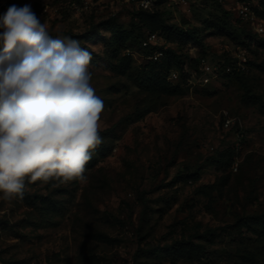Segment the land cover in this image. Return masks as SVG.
Masks as SVG:
<instances>
[{
	"label": "rangeland",
	"instance_id": "obj_1",
	"mask_svg": "<svg viewBox=\"0 0 264 264\" xmlns=\"http://www.w3.org/2000/svg\"><path fill=\"white\" fill-rule=\"evenodd\" d=\"M185 1L157 6L160 26L195 38L168 41L158 32L162 48L147 38L114 47L104 30L84 38L111 17L128 31L139 25L118 3L91 18L65 0H0V15L30 4L53 38L87 48L91 85L104 102L86 181L25 178L23 199L0 193V264H264V7ZM243 5L254 22L240 17ZM241 56L248 71L233 77L226 69ZM168 60L180 80L163 72ZM202 61L220 67L210 83ZM157 71L182 93L147 92L132 80Z\"/></svg>",
	"mask_w": 264,
	"mask_h": 264
},
{
	"label": "clouds",
	"instance_id": "obj_2",
	"mask_svg": "<svg viewBox=\"0 0 264 264\" xmlns=\"http://www.w3.org/2000/svg\"><path fill=\"white\" fill-rule=\"evenodd\" d=\"M142 6L149 4L142 0ZM91 53L53 38L30 4L0 15V193L23 199L30 182L86 181L100 144L103 100L91 85Z\"/></svg>",
	"mask_w": 264,
	"mask_h": 264
},
{
	"label": "trees",
	"instance_id": "obj_3",
	"mask_svg": "<svg viewBox=\"0 0 264 264\" xmlns=\"http://www.w3.org/2000/svg\"><path fill=\"white\" fill-rule=\"evenodd\" d=\"M261 2H262L263 7H264V0H261ZM159 5H160V3H159ZM98 14L99 13H92V14H90V17L94 18ZM131 14L134 16H137L139 18V20H138L139 25H136V28L132 27V29L128 31L122 27V25L117 21L116 17H111L106 22L99 25V27H95L93 32H90L84 38H91V39L97 38L98 36H100L101 32H103V30H104L110 34V36L108 37V39L105 42H107V41H108V43L113 42L112 44L114 47H116L118 45L120 47L121 45L126 44L130 40L136 41L140 38L139 40L142 41V40H144V38L148 39V36L150 34H155L158 32L164 33L166 35V38L168 41H172L173 38L176 36H183L186 39L195 38V32L184 31V30L176 27L175 25H172V26H168V25L165 26L164 25L163 27L160 26L162 23L161 21L164 22V20H165L164 19L165 14H164V12H161L159 9H157L153 12L134 11ZM140 24H142V25H140ZM142 27L147 28V30H148L147 35H145V33L141 32ZM102 38H105V37L103 36ZM250 42H251V40H250ZM166 55H168V53ZM128 59H129L128 57H125L123 59V62H126ZM123 65H128V63L126 62ZM249 65L250 66H256L252 63H249ZM174 66H173V64H171V61L168 60V65H167L165 71H163V72L168 73L170 71V74L173 71L180 72V70L177 68H174ZM151 67H152V70L156 69V67H154V65L153 66L151 65ZM123 68L125 70L122 71V74H129L130 71H127L128 67L124 66ZM145 69L148 70L147 66L145 67ZM148 71L153 72L150 70H148ZM163 72L157 71L151 75L144 73V76L142 78L133 77L132 80L138 88L143 89L144 91H147V92L156 91V90H160V91L166 90V94H168L170 96L180 95L182 93V89H181L182 85H180L181 83H179L178 85H175L173 87L170 85H164L162 83L163 80L160 79ZM244 76H245V74H242V73H235L233 75V77H244ZM262 227H264V223L259 222V228H262ZM184 245H185L184 243L181 244L182 249H183V247H186Z\"/></svg>",
	"mask_w": 264,
	"mask_h": 264
},
{
	"label": "built area",
	"instance_id": "obj_4",
	"mask_svg": "<svg viewBox=\"0 0 264 264\" xmlns=\"http://www.w3.org/2000/svg\"><path fill=\"white\" fill-rule=\"evenodd\" d=\"M67 2V8L72 13L77 15L78 17H82L85 15H90L92 13H100L104 8H108V6H114L116 3L121 4L123 7L131 8L127 9L131 12L134 11H145V12H153L157 6H160L166 2H169L171 5H181L186 4L185 0H145L149 4L148 8H144L142 6V0H65ZM160 3V5H159ZM174 10V9H171ZM239 15L242 19L246 21H255L254 15L251 11L245 7V5L241 6L239 9ZM148 42L155 46L165 47L166 44L162 43V39L160 38L159 34H150L148 36ZM147 45V43H145ZM159 57H162L164 54L159 50L157 53ZM248 61L245 57H238L237 61L233 63V65L227 67V72L230 74L235 73H242L245 74L248 71ZM202 78L205 83H210L213 79L212 76L218 77L220 67H211L205 61H202ZM171 80H180V74L178 71H173L171 73ZM224 126L228 129L235 126V121L229 117H226Z\"/></svg>",
	"mask_w": 264,
	"mask_h": 264
}]
</instances>
